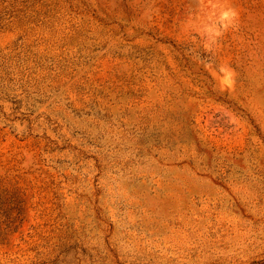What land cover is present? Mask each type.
<instances>
[{"label": "rangeland", "instance_id": "rangeland-1", "mask_svg": "<svg viewBox=\"0 0 264 264\" xmlns=\"http://www.w3.org/2000/svg\"><path fill=\"white\" fill-rule=\"evenodd\" d=\"M0 264H264V0H0Z\"/></svg>", "mask_w": 264, "mask_h": 264}, {"label": "clouds", "instance_id": "clouds-1", "mask_svg": "<svg viewBox=\"0 0 264 264\" xmlns=\"http://www.w3.org/2000/svg\"><path fill=\"white\" fill-rule=\"evenodd\" d=\"M238 12L236 11L235 8L231 7V6H225L223 11L220 14V27L223 28L225 31L229 28L235 25L236 21L238 20ZM207 31L212 32L213 29L209 28L207 29ZM220 35H222V33L220 31H214L213 32V36L214 37H219ZM214 42V41H213ZM234 72L231 70H228L223 78V83L224 85L227 86H231L232 84H234Z\"/></svg>", "mask_w": 264, "mask_h": 264}]
</instances>
